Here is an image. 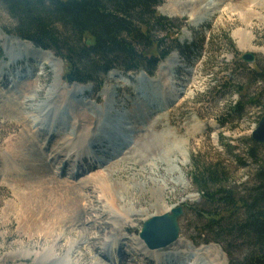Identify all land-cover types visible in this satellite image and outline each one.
<instances>
[{"label":"rangeland","instance_id":"obj_1","mask_svg":"<svg viewBox=\"0 0 264 264\" xmlns=\"http://www.w3.org/2000/svg\"><path fill=\"white\" fill-rule=\"evenodd\" d=\"M198 1L162 0L157 9L175 27L172 38L179 39V49L170 57L176 56L175 68L167 71L165 60L152 77L145 72L123 76V71L115 69L101 77L103 88L99 83L78 85L89 86L84 87L87 94H67L68 105L62 109L58 108L65 92L76 87L65 81L67 65L53 51L43 53L51 54L56 66L42 61L45 57L37 61L36 52L19 53L17 45L0 37V64L14 61L0 78V264H154L139 248L140 233L151 219L145 211L160 216L166 214L162 208L180 206L185 214L179 219L181 235L176 242L184 241L175 249L182 252L191 247L198 253L216 248L221 253L220 263L225 264H242L249 256L247 244L214 231L209 212L221 211L222 207L207 202L191 176L196 166L219 169L226 185L243 197L256 185L257 173L264 168V145L253 140L264 115V0H208L206 4H212L216 13L196 26L201 13L191 10ZM2 3L0 31L8 38L17 37L16 21ZM242 3L249 7L239 8ZM245 13L253 15L248 23ZM154 35L160 40L165 32L158 26ZM170 43L165 40L164 44ZM246 54L254 55L253 63L243 59ZM24 57L27 62L22 65ZM30 58L35 63V67H29L32 74L21 73L19 81L36 75L40 93L36 100L19 108L20 89L16 87L20 84H8L6 80L14 69L32 63H28ZM161 72L170 73L168 79H162ZM165 80L173 83L175 91L164 103L158 93ZM154 100L161 106L151 107ZM12 104L21 110L19 114L4 110ZM41 111H45V118ZM86 111L99 117L96 124L100 138L95 137L93 142L91 131L96 124L90 126L76 119L77 113ZM196 125H200L199 130ZM47 127L50 133L38 134ZM34 133L37 139L33 141ZM78 136L81 139L72 142ZM22 138L29 146L25 152L19 144ZM68 138L72 139V150L66 157V152L57 148ZM182 151L188 158L183 166L175 162L185 156ZM24 153L31 155L30 161L26 162ZM116 162L117 172L111 183L124 182L133 188L126 195L120 191L118 196L124 198L121 206L135 211L129 219L119 218L112 224L107 215L109 203H104L106 199L97 185L88 182L94 176H103ZM31 168H38L39 175H34ZM67 187H74L77 195L70 202L71 211L58 221L56 218L60 220L62 215L55 216L50 206L60 207L73 195L66 193ZM40 205L44 210L39 208L36 216L30 215ZM113 240H120L118 246L110 244ZM200 263L214 261L207 256Z\"/></svg>","mask_w":264,"mask_h":264},{"label":"trees","instance_id":"obj_2","mask_svg":"<svg viewBox=\"0 0 264 264\" xmlns=\"http://www.w3.org/2000/svg\"><path fill=\"white\" fill-rule=\"evenodd\" d=\"M0 1L16 21V36L53 51L67 65L69 84L99 83L102 88L101 77L115 69L153 75L179 49L171 20L158 14L162 0ZM158 26L165 32L160 40L154 35ZM260 169L256 185L243 197L226 185L219 169L196 166L191 176L202 197L222 207L209 212L214 231L248 245L250 254L242 264H264V168Z\"/></svg>","mask_w":264,"mask_h":264},{"label":"bare ground","instance_id":"obj_3","mask_svg":"<svg viewBox=\"0 0 264 264\" xmlns=\"http://www.w3.org/2000/svg\"><path fill=\"white\" fill-rule=\"evenodd\" d=\"M208 0H199L198 1V6L197 7H195L194 9H192L191 11L192 12H194V11H198V10H196V9H199V11H200V13H201V17H199V19L196 21V22H198L197 24H196V26H200L201 24H203L204 22H206V21H208L209 19H210V17H212V16H214V13H216L215 12V8H211V6H212V4H206V3H208L207 2ZM261 3V2H260ZM206 4V5H205ZM254 4V3H253ZM259 4V3H258ZM262 4V3H261ZM261 4L259 5V6H261ZM202 5H205V7H202ZM192 6H194V5H192ZM258 6V7H259ZM264 6V5H263ZM238 7L239 8H247V7H249L247 4H241V5H238ZM251 7V6H250ZM257 7V6H256ZM201 9V10H200ZM232 9V8H231ZM255 9V8H254ZM204 12V13H203ZM195 14V13H194ZM203 14V15H202ZM247 14V19H246V23H248L250 20H251V17L253 16H250V13H245V15ZM252 14V13H251ZM245 20V19H244ZM243 20V21H244ZM0 37H5V40L7 41V43L8 44H11L12 46H15L16 47V45H17V47H16V50H19V53L20 52H26V53H28L29 51H32V52H36L37 53V55L36 56H34V57H36V60L37 59H42V57H45L44 59H42V61H44V62H47L49 65H52V66H56V59L51 55V54H49V53H46V52H44L43 53V50L42 51H40V49H36V47L33 45V44H25L23 41H20V40H18L17 39V37H12V38H8L7 36H5L4 34H3V32H1L0 31ZM173 55H176L175 53L173 54ZM14 57H16V56H14V55H12L10 58L12 59V60H15V58ZM170 58V57H169ZM167 59L166 61V66L164 67V68H166L167 69V71H168V69H170V68H175V64H176V62H175V59H176V56H174V57H172V58H170V59ZM38 61V60H37ZM29 62H32V63H29ZM28 63L29 64H27L25 67H21V68H19V69H16V70H14L13 71V74H12V76H10V78L9 79H7L6 80V82H9L8 84H10V83H12V84H14V85H17V84H20V87H16V88H18V89H20V91H19V96H18V98H17V100H18V102L16 103V105L19 107V108H23L24 106H26V105H28L27 103H29V102H33L34 100H36L37 98V96L39 95V93H40V88H39V78L38 77H36V75H34V79H26L24 82H21V81H18V79H20L21 77H22V75L23 74H21V73H26L27 75H28V73L29 74H32V71H30V69H29V67L31 68V66L32 67H35V63H34V60H32L31 58H30V60L28 61ZM163 65H165V64H163ZM12 67V64H10L9 62L7 63V62H3L2 64H0V78H2L5 74H6V71L7 70H9V68H11ZM163 68V67H162ZM163 68V69H164ZM34 69V68H33ZM171 70V69H170ZM169 70V71H170ZM163 72H165V71H163ZM163 72H161L162 74H161V77H162V79H168V77L170 76V73L168 74L167 73V75H166V73H163ZM173 73V72H172ZM172 76V75H171ZM160 78V77H159ZM123 79V78H122ZM126 80L127 81H130V80H128V78H126ZM18 81V82H17ZM123 81H125V80H123ZM156 82H157V80H155ZM160 81V80H159ZM174 83H175V81H174ZM160 84V83H159ZM161 85H163V88L162 89H160V91H159V93H158V96H160L161 98H162V102H166V100H168V98H169V96H171V95H173L172 94V92H174L175 90H174V86H173V83H171V85L169 84V80H165L164 82H163V84H161ZM175 85V84H174ZM78 86V85H77ZM75 87V88H73L71 91H66L65 93V96L63 97L64 99H62L61 101H62V104H61V108L59 107L58 109H62L65 105H68L67 104V99H66V96H67V94H69V93H72L73 95H75V96H81L82 94L83 95H86L87 94V92H86V89H84V87H89V86H79V87ZM166 88H170L171 89V91H167V90H165V87ZM87 90H88V88H87ZM177 93H179V92H177ZM53 96V95H52ZM178 96V95H177ZM51 97V96H50ZM153 98H155V97H153ZM171 98V97H170ZM8 99H10V98H8ZM8 99H6V100H8ZM158 99V98H157ZM160 99V98H159ZM54 100V99H53ZM57 100V99H56ZM156 100V99H155ZM154 100V101H155ZM48 101L50 102V100H49V97H48ZM55 101V100H54ZM51 103V102H50ZM49 103V104H50ZM52 103H53V101H52ZM112 103V102H111ZM168 103V102H167ZM14 104V103H13ZM12 104V106H9V107H7V109H5L4 108V110H6L8 113H10L11 115H17V114H19V112L21 111L20 109L18 110L17 108H15L14 107V105ZM51 105V104H50ZM57 105V104H56ZM55 105V106H56ZM161 106V103H159L158 105L156 104V101L154 102V103H152V107H156V108H158V107H160ZM158 106V107H157ZM57 107V106H56ZM47 108V107H46ZM57 108H56V110H58ZM76 111V110H75ZM34 112V111H33ZM38 112V111H37ZM42 113L41 114H43V115H41V117H44V112L45 111H41ZM49 112L50 111H48L47 113L49 114ZM57 112V111H56ZM72 112H73V110H72ZM55 114V113H54ZM77 115V117H76V119H78L80 122H82V123H89L90 124V126H95V124L98 122V120H99V117H93V116H91V115H89V113H88V111H86V112H84V113H77L76 114ZM47 116V115H46ZM45 116V117H46ZM44 117V118H45ZM51 118V117H50ZM41 119H43V118H41ZM49 121V120H48ZM50 121H51V119H50ZM49 123V122H48ZM47 123V124H48ZM199 124V123H198ZM49 126H52V124L51 125H49ZM89 126V127H90ZM75 127V126H74ZM87 128L86 130H88V129H91V128ZM196 129H198L199 130V128H200V125L198 126V125H196V126H194ZM84 128V127H83ZM41 130V129H40ZM51 131V130H50ZM50 131H49V128L47 127V129H43V130H41V131H38V134L40 133V132H45V133H50ZM88 131H90V130H88ZM93 134L91 135L92 136V138H91V140L90 141H92L93 142V140H95V137H98V138H100V135H98L97 134V124H96V126L94 127V129L91 131ZM90 132V133H91ZM34 134H35V136H34ZM34 134H32L33 135V141L35 140V139H37L36 138V133H34ZM42 134V133H41ZM72 136V135H71ZM83 136V135H82ZM68 137H70V136H68ZM81 136H78V137H76V139H74V141H72V142H75L76 140H80L81 138H80ZM97 138V139H98ZM21 139V138H20ZM68 141H66L63 145H61V146H59L58 148H57V150H61V151H65L66 153H65V156L67 157L68 156V153L69 152H71L70 150H72L71 148H72V146L70 145V143H71V140L72 139H67ZM95 143V142H94ZM19 144L21 145V147L20 148H22L21 150H24V152L26 151V149H28L29 148V146L27 145V140L25 139V138H22V140L19 142ZM93 144V143H92ZM68 147H67V146ZM79 147V146H78ZM86 148H88V147H86ZM75 149V148H74ZM60 151V152H61ZM109 151V150H108ZM107 151V152H108ZM57 152V151H56ZM55 152V153H56ZM110 152V151H109ZM108 152V153H109ZM62 153V152H61ZM76 153H77V151H76ZM88 153V152H87ZM185 153V156H183L182 157V160H177V161H175L176 163H178V164H180V165H184V164H186L187 163V161H188V158H187V154H186V152H184ZM184 153H183V151H182V155H184ZM70 154V153H69ZM105 154H107V153H105ZM110 154V153H109ZM80 156V155H79ZM23 157H25L26 158V162L27 161H30V159H31V155H29L28 153H24V156ZM54 159L57 161V159H56V157H54ZM59 159V158H58ZM100 160V159H99ZM101 161V160H100ZM107 162V161H106ZM117 163L118 162H116V163H114V164H111L109 167H108V169H107V173H105V174H103V176L101 175H97V176H94L92 179H91V181H89L88 183L89 184H95V185H97V188H99L98 190H100L101 191V194H102V197L104 198V199H106V200H104V203L106 202V203H109V206L108 207H106L107 208V211H109L108 213L109 214H107V215H109V220H111L112 221V224H117V222L119 221V218H122V219H129V217H130V214H132L135 210H134V208H129V207H124V206H121V205H124L125 203L124 202H121L122 201V199H124V198H120L118 195L120 194L119 192L121 191V193L123 194V195H126V194H129L130 193V190H132L133 188L131 187V186H129V185H127L126 183H124V182H114L113 184L111 183L112 181V179H113V177H114V174H116V172H117V168H116V165H117ZM45 166H44V168H47V164H44ZM12 166V165H11ZM73 167V166H72ZM14 168V167H13ZM15 168H16V166H15ZM14 168V169H15ZM96 168V167H95ZM19 169V168H18ZM21 169V168H20ZM74 169H76V168H74ZM31 170L33 171V173H34V175H39V169L37 168V169H35V168H31ZM41 171H44V170H41ZM76 171H78L79 172V170H77L76 169ZM81 172V171H80ZM67 184V183H66ZM68 185V184H67ZM70 185V184H69ZM87 186V185H86ZM81 189H84V188H88V187H80ZM79 189V188H78ZM64 191V190H63ZM66 191V193H72L73 195H70L69 196V199H65V202H64V204H62V206H60V207H57V206H50L52 209H54L55 211H54V214H55V216H58V215H62V217H61V219L59 220V217H57L56 219L58 220V221H63V219H64V217H66V215H68V213L71 211V204H70V202L72 201V200H74L75 198H76V195H77V191H76V189L74 188V187H67V190H65ZM162 191V190H161ZM158 192V191H157ZM157 192H154L156 195H159V193H157ZM120 196H122V195H120ZM158 197V196H157ZM105 203V204H106ZM53 205V204H52ZM128 205V204H127ZM104 206V205H103ZM48 207V206H47ZM163 207V206H162ZM39 208H41V210H44V209H42V207H41V205L37 208V209H33L32 210V214L30 213V215H32V216H36V214L39 212ZM52 209H50V211L52 210ZM172 210V209H171ZM171 210L170 209H168V208H162V212L163 213H169V211L171 212ZM46 212H49V210H45ZM121 211H123L122 213H121ZM145 215H147L148 216V218H153V217H156V216H152V215H150V213H149V211H145ZM163 213H160V214H163ZM44 214V213H43ZM53 214V213H52ZM113 215V217H112V219H114V220H112L111 219V216ZM120 217H119V216ZM44 217V216H43ZM42 217V218H43ZM47 217V216H46ZM108 217V216H107ZM32 218V217H31ZM35 218V217H34ZM44 219V218H43ZM46 219V218H45ZM70 218H68V220H69ZM38 221H37V223H36V225H38ZM101 224V223H100ZM118 237H120V236H118ZM138 241H139V243H140V246H139V248H141L142 247V251H143V253L145 254V255H147L146 256V258L148 257V261H151L152 263H154V264H187V262L190 260V258H195V260H194V264H201L200 263V261H201V259L203 258V257H207V256H211L212 257V259H213V261H214V264H225L224 262L223 263H220V259H219V256L221 255V253L216 249V248H208V249H202L201 251L199 250L198 251V253L197 252H195V249L194 250H192L191 251V247L190 248H187V249H185L184 251H178V248H176L175 249V246L176 245H179V244H181V243H183V241L184 240H179V241H177V242H175L173 245H170V246H167V247H161V248H155V249H152V248H147L144 244H143V241H142V239L141 238H138ZM119 242H120V240L118 241V240H113V241H111L110 242V244H112L113 245V247H115V246H118V244H119ZM109 245V243L106 245L105 244V246H106V248L107 247H109L108 246ZM111 246V245H110ZM194 251V252H193ZM99 255V254H98ZM100 257H101V255H100ZM209 258V257H208ZM101 259H104L103 257H101ZM224 260V259H223ZM188 264H191V263H188Z\"/></svg>","mask_w":264,"mask_h":264},{"label":"water","instance_id":"obj_4","mask_svg":"<svg viewBox=\"0 0 264 264\" xmlns=\"http://www.w3.org/2000/svg\"><path fill=\"white\" fill-rule=\"evenodd\" d=\"M254 58V55L251 54H246L243 57L249 63L254 62ZM253 140L257 144L264 145V115L259 127L253 132ZM184 214V207L180 206L172 208L169 213L147 220L144 224V229L140 233V238L152 249L170 246L181 235L179 219Z\"/></svg>","mask_w":264,"mask_h":264}]
</instances>
